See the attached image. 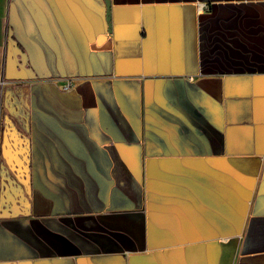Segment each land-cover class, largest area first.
<instances>
[{"label": "crops", "instance_id": "crops-1", "mask_svg": "<svg viewBox=\"0 0 264 264\" xmlns=\"http://www.w3.org/2000/svg\"><path fill=\"white\" fill-rule=\"evenodd\" d=\"M110 10L0 0V264H264V0Z\"/></svg>", "mask_w": 264, "mask_h": 264}, {"label": "built area", "instance_id": "built-area-1", "mask_svg": "<svg viewBox=\"0 0 264 264\" xmlns=\"http://www.w3.org/2000/svg\"><path fill=\"white\" fill-rule=\"evenodd\" d=\"M73 78H65L63 79V82H62V87L64 89H70L73 87Z\"/></svg>", "mask_w": 264, "mask_h": 264}, {"label": "water", "instance_id": "water-1", "mask_svg": "<svg viewBox=\"0 0 264 264\" xmlns=\"http://www.w3.org/2000/svg\"><path fill=\"white\" fill-rule=\"evenodd\" d=\"M106 3V14H107V20L110 21V0H105Z\"/></svg>", "mask_w": 264, "mask_h": 264}]
</instances>
